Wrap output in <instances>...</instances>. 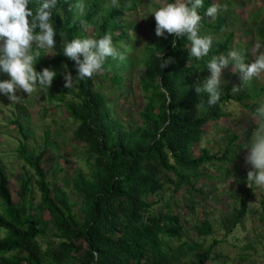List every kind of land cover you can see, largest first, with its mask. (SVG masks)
Masks as SVG:
<instances>
[{"label":"trees","instance_id":"1","mask_svg":"<svg viewBox=\"0 0 264 264\" xmlns=\"http://www.w3.org/2000/svg\"><path fill=\"white\" fill-rule=\"evenodd\" d=\"M76 2L58 0L53 10L57 45L51 49L50 57L43 59L40 54L35 68L42 71L48 67L57 72L51 88L45 92V100L62 105L74 122L71 139L85 147L88 171L78 170L73 177L63 174V183L57 182L56 172L62 170L56 167L57 158L51 155L45 158L43 147L33 155L26 151L28 127L22 123L24 113L18 109L11 120L22 134L17 151L32 172L26 169L21 176L19 201L15 202L0 161V200L3 203L0 229L5 231L0 238V264H207L219 257L212 256L211 251L218 240L214 239L206 248L199 240L211 233L210 220L195 223L194 236L184 239L185 225L181 215L174 211V201L169 205L165 203V211L163 207L154 210L153 206L164 199L165 187H171L175 193L188 191L192 197L199 193L205 195L202 186L208 173L203 170L204 165L228 160L236 151L234 142L240 135H230L220 155L210 153L207 147L194 148L199 147L207 126L225 116L223 102L256 99L264 91V85L254 90L249 83L241 86V82L237 84L241 86L240 91L235 94L222 87L220 101L209 106L208 94L195 90V85L203 84L197 82L199 72L208 71L206 64L212 56L228 53L233 33L225 35L223 40L213 41L209 56L199 61L189 58L190 41L186 37L176 39L166 33L167 38L160 37L150 43L139 57L144 68L139 88L145 100L136 112L137 123L124 124L115 99L99 88L105 79L113 88L126 91L124 80L125 74L130 73L131 58L127 55L130 44L127 42L122 49L127 57L124 62L109 58L102 73L77 81L71 89L64 88L62 64L68 65L73 78L77 70L75 62L63 56L62 50L65 41L87 37L85 28L89 26L94 27L91 35L94 38L111 33L115 42L116 33L120 39L129 41L128 31L132 27L123 25L120 17L129 8L126 5L133 1L121 0L120 8L105 9L96 19L100 1L85 0V14L74 23L77 14L69 11V5ZM211 4L213 0H204V6L198 9L204 17L201 35L205 29L218 30L226 22L223 16L213 21L206 18ZM81 19L86 21V26L81 25ZM60 31L65 33L63 39ZM173 39H176L175 48ZM161 53L175 62L162 69ZM161 87L170 93L171 103L168 104ZM257 104L256 101L253 106ZM44 161L50 165L46 166ZM50 174L53 179L48 180ZM245 181L244 177L236 181L240 189L236 206L222 217L226 233L249 211L251 188L244 187ZM69 182L80 199L76 209L73 207L76 203L65 189ZM34 187L40 195L37 202ZM45 211L48 219L44 217ZM173 240L178 241L175 246ZM95 253L99 254V259L95 258Z\"/></svg>","mask_w":264,"mask_h":264},{"label":"rangeland","instance_id":"2","mask_svg":"<svg viewBox=\"0 0 264 264\" xmlns=\"http://www.w3.org/2000/svg\"><path fill=\"white\" fill-rule=\"evenodd\" d=\"M99 1L100 8L94 17L96 19L101 16L105 9L110 8L108 7L110 0ZM124 1H133L131 7L127 8L125 14L120 17L123 25L132 27L128 31L131 39L129 41L122 40L115 33L117 40L114 44L121 51L123 47H126L127 42L131 47L127 51L128 57L131 58V66L130 73L125 74L126 91L124 88L121 90L113 88L109 80L105 79L102 80L103 86L99 89L107 96L115 99L124 124L134 125L138 121L136 112L145 100L144 92L139 88V80L144 70L139 62V57L144 53L146 46L160 38L155 35L156 21L152 13L159 7L174 2V0ZM213 3L227 5L228 10L218 15L225 17L226 22L218 30L205 29L203 34L211 35L213 41L217 42L223 40L225 35L233 33L229 51L241 50L245 53L246 62H251L255 55L259 54L253 51L257 39L259 38L261 44L264 45V0H213ZM206 18L209 21L214 20L208 16ZM93 29V26L85 28L88 36L93 35ZM259 51L264 52V47ZM50 53L52 54V50H40L43 59L50 57ZM199 74L201 76L197 82L203 83L210 72L206 71L204 74L199 72ZM223 76L226 83L222 87L231 90L234 85L241 84L239 73L233 74L231 66L224 70ZM3 79H9V77L6 74H0V80ZM249 84L250 88L259 90L264 85V77L254 79ZM20 94H23L25 98L17 104H11L6 96L0 94V161L7 173L12 198L15 202L19 201L18 192L21 176L26 169L32 172L31 167L24 162L17 151L19 141H22V134L18 132L11 120L16 117L18 109L24 113L21 121L25 127H28L25 131L28 135L25 142L26 151L33 155L43 147L46 150L45 158L50 155L55 156L58 162L56 167L62 169L56 172L57 182L63 183L61 179L63 174L73 177L78 170L88 171L85 147L71 139L74 122L67 116L63 106L55 101L47 102L45 92L33 93L31 96H27L26 93ZM256 101L259 104L253 106ZM262 104H264V91L256 99L244 98L241 101L223 102L222 108L225 111V116L207 126L199 147L194 149L207 147L210 153L218 152L220 155L226 146L228 137L235 133L240 135V138L234 142L236 148L234 154L228 160L204 165L203 170L208 173L202 186L205 195L199 193L192 197L188 191L180 190L175 193L171 187H165L162 191L164 199L153 206L154 210L163 207L165 211V207H167L165 203L169 205L171 200L174 201V211L181 215L185 225L184 239L194 236L193 226L195 223L202 222L204 219L210 220L211 233L201 236L199 240L202 241L203 248L210 246L214 239L218 240L211 251L212 256L217 254L219 257L209 260L207 264H264V188L251 183L248 213L231 232L226 233L222 226V217L232 212V208L236 206L239 198L240 189L236 181L244 177L246 180L244 187H248V183H250L247 182V172L251 170V165L245 163V156L250 150L248 146H251L252 133L257 126L251 116ZM44 164L50 165L48 161H44ZM47 179H53L52 174L48 175ZM65 189L70 199L76 203L73 206L74 209L78 208L80 199L75 190L72 189L70 182ZM34 192L36 195L35 202H37L40 195L36 187H34ZM2 205L0 200V211ZM44 217L49 218L46 211ZM4 235L5 231L0 229V238ZM40 239L45 241L43 238ZM177 243V240L172 241L174 246Z\"/></svg>","mask_w":264,"mask_h":264},{"label":"clouds","instance_id":"3","mask_svg":"<svg viewBox=\"0 0 264 264\" xmlns=\"http://www.w3.org/2000/svg\"><path fill=\"white\" fill-rule=\"evenodd\" d=\"M57 4L58 0H0V74L9 77L0 80V94L6 96L11 104L23 101L25 96L20 93L31 96L33 93L49 91L57 76V72L48 67L42 71L35 68L41 57L40 50H51L57 45V29L53 21V10ZM126 6L131 7V3ZM203 6L204 0H174L154 10L155 35L167 38V33L176 39L186 37L190 41L189 58L199 61L208 57L213 47V37L201 35L204 17L199 14L198 9ZM108 7L120 8L121 0H110ZM85 8L84 0H77L75 4L69 5V11L77 14L74 23L84 16ZM227 10V5L213 3L207 8L205 15L215 19ZM80 23L86 26L83 19ZM59 36L63 39L65 33L60 31ZM176 39L172 40L174 48ZM262 47L264 45L258 38L253 51L259 54L251 62H246L245 53L241 50L212 56L206 64L210 75L203 80L202 86L195 85L196 92L207 93L208 105H216L221 98L222 85L226 83L223 73L229 66L233 74L239 73L241 86L264 77V52L259 51ZM62 54L75 62L77 70V75L73 78L68 65L62 64L66 89H71L77 81L91 79L103 72L109 58L120 62L127 58L126 53L114 44L111 33H105L98 39L87 36L65 41ZM161 59L162 69L175 62L172 57L164 58L162 53ZM241 86L234 85L231 92L238 93ZM161 91L168 104L171 103L170 93L163 87ZM196 107L199 108V105ZM251 119L257 126L252 133L250 150L245 156V163L251 165V170L247 172V182H250L248 187L254 183L264 188V104L255 110ZM162 131L163 127L160 132ZM160 132L157 133V138ZM94 256L99 259L98 253Z\"/></svg>","mask_w":264,"mask_h":264}]
</instances>
